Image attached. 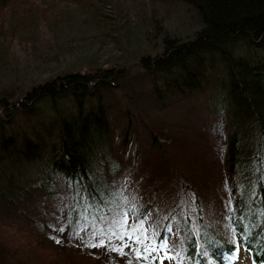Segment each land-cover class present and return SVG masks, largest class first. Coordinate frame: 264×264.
Here are the masks:
<instances>
[{"label":"trees","instance_id":"16d2710c","mask_svg":"<svg viewBox=\"0 0 264 264\" xmlns=\"http://www.w3.org/2000/svg\"><path fill=\"white\" fill-rule=\"evenodd\" d=\"M174 1L199 21L161 31L137 68L66 70L1 96L0 264H88L36 244L61 203L70 231L136 238L140 264H162L161 249L232 264L242 248L264 264V0Z\"/></svg>","mask_w":264,"mask_h":264},{"label":"rangeland","instance_id":"374dc122","mask_svg":"<svg viewBox=\"0 0 264 264\" xmlns=\"http://www.w3.org/2000/svg\"><path fill=\"white\" fill-rule=\"evenodd\" d=\"M135 2L138 10L131 7ZM21 6L25 12L13 17V8ZM9 9L0 24V98H17L32 82L66 70L85 71L100 64L137 68L143 54L161 46V31L188 34L199 21L174 0H14ZM155 28L158 35L152 34ZM53 209L47 230L36 241L44 254L88 264H140L143 244L136 238L123 240L114 231L101 236L96 231H70L64 223V203ZM147 242L153 250L152 241ZM161 250L162 264H180ZM240 253L232 264H253L248 251L242 248Z\"/></svg>","mask_w":264,"mask_h":264},{"label":"snow or ice","instance_id":"6c2138e0","mask_svg":"<svg viewBox=\"0 0 264 264\" xmlns=\"http://www.w3.org/2000/svg\"><path fill=\"white\" fill-rule=\"evenodd\" d=\"M57 242H59V241H57ZM147 250V249H146Z\"/></svg>","mask_w":264,"mask_h":264}]
</instances>
